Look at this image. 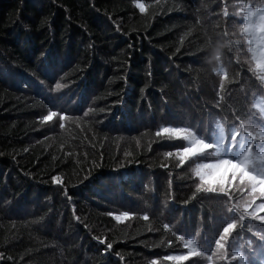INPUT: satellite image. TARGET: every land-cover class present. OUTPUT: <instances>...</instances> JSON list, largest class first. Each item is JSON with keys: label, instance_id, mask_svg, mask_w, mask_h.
I'll return each instance as SVG.
<instances>
[{"label": "trees", "instance_id": "trees-1", "mask_svg": "<svg viewBox=\"0 0 264 264\" xmlns=\"http://www.w3.org/2000/svg\"><path fill=\"white\" fill-rule=\"evenodd\" d=\"M244 6L259 0H0V264H264V223L239 218L260 186L195 174L239 148L178 155L264 130Z\"/></svg>", "mask_w": 264, "mask_h": 264}, {"label": "snow or ice", "instance_id": "snow-or-ice-1", "mask_svg": "<svg viewBox=\"0 0 264 264\" xmlns=\"http://www.w3.org/2000/svg\"><path fill=\"white\" fill-rule=\"evenodd\" d=\"M137 7L141 12L145 11L144 4H137ZM248 8H252L247 6ZM241 11H245V6L241 9ZM227 15V13H225ZM241 31L247 37L248 44L255 45L258 44L260 48L259 56L255 55L256 49L250 48L252 51L253 60L255 61V69L259 70L260 73H264V22H261L259 19V13L254 12L251 17L245 16L244 23L242 25ZM259 80L264 82V75H260ZM54 113H49L47 116H44L43 119L45 121L50 120ZM65 117L64 115L60 116V126L63 127V121ZM161 131H177L176 129H162ZM242 134H246L247 138L238 139V137L242 136ZM189 135H192L189 133ZM187 138V137H186ZM259 142L260 148L264 149V130L260 132H256L251 123H244L243 121L238 126V129H234L233 133L230 137V143L226 144L224 141V137L221 136L218 143L212 144L206 142L204 139H198L195 136L192 137V144L190 147L183 148L180 153H178L180 159L179 163L184 164L185 158L187 155H195L197 152H202L204 149H211L215 147L217 152H232L234 147H238L239 151H237V158H228V159H220L213 165H204L197 164L195 174L201 180L202 184H210L213 181H217L221 184L220 193L226 194L225 189L223 187L224 180L226 174L230 171L233 179H239L241 182H247L251 185V190L253 193L257 191L258 186L261 188L262 194H264V154L261 155L260 160L261 163L259 166L256 165L255 160L256 157L253 155V145ZM171 155V153H168ZM207 169V171H205ZM87 179V177H85ZM51 181L53 184H59L61 179L59 176H52ZM200 189V185H197V190ZM209 191H212L209 188ZM237 212H241L239 207L234 206ZM259 211H264V203L255 205L252 210L248 211V206L246 205L243 212L240 214V220L244 219L245 214L250 215L253 219H257L264 223V216H258L257 213ZM122 216H128L129 213L124 212L121 214ZM117 219H120L118 216ZM147 219V217H145ZM236 224V220H232L227 223L226 226L223 227L222 231L219 234V239L215 240V245L217 249H225V240L227 239L228 234L231 230H233ZM167 227V225H165ZM259 235V233H257ZM98 239L100 244H104L105 241L103 239ZM112 244H107V249H111ZM202 255V253H198L196 251H192L188 253V256H178V257H166V259H177V260H186L190 256ZM225 259L227 256L225 255ZM238 256L233 255L232 259H237ZM209 260L212 257H208ZM155 264V261H153Z\"/></svg>", "mask_w": 264, "mask_h": 264}, {"label": "clouds", "instance_id": "clouds-1", "mask_svg": "<svg viewBox=\"0 0 264 264\" xmlns=\"http://www.w3.org/2000/svg\"><path fill=\"white\" fill-rule=\"evenodd\" d=\"M259 4L260 6L256 8H248L245 6V11L248 17H251L254 12L259 13L260 21L264 22V0H259Z\"/></svg>", "mask_w": 264, "mask_h": 264}]
</instances>
